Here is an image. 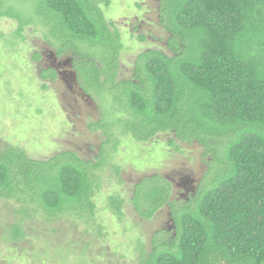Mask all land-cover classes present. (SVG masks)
Returning <instances> with one entry per match:
<instances>
[{
  "label": "trees",
  "instance_id": "obj_1",
  "mask_svg": "<svg viewBox=\"0 0 264 264\" xmlns=\"http://www.w3.org/2000/svg\"><path fill=\"white\" fill-rule=\"evenodd\" d=\"M10 1L31 3L33 16L6 7ZM111 3L0 0V17L19 23L17 36L42 24L85 95L110 99L120 114L111 127L141 143L171 134L172 146L205 149L208 175L186 200L173 201L171 183L158 175L135 185V212L150 220L168 207L173 227L153 239L142 264H264V0H160L170 54L145 51L130 79L120 78L122 38L104 14ZM41 77L58 74L49 69ZM101 169L102 161L73 152L33 160L0 140V199L20 205L22 216L5 230L10 241L25 239L35 217L92 223ZM109 206L123 217V200L110 197Z\"/></svg>",
  "mask_w": 264,
  "mask_h": 264
},
{
  "label": "rangeland",
  "instance_id": "obj_2",
  "mask_svg": "<svg viewBox=\"0 0 264 264\" xmlns=\"http://www.w3.org/2000/svg\"><path fill=\"white\" fill-rule=\"evenodd\" d=\"M5 6L33 16L31 3L10 1ZM104 14L121 34V79L132 78L145 51L170 54L160 0H112ZM18 28L16 20L0 17V140L33 160L73 152L85 161H102V169L96 173V215L90 224L74 218L45 223L35 217L27 221V237L12 242L5 230L22 217L16 212L21 206L0 199V264H142L153 250V239L173 227L168 207L150 220L135 212V185L158 175L171 183V199L184 201L208 175L210 158L197 143L170 145L171 134L141 143L117 124L111 127L120 114L115 117L109 98L85 95L69 59L57 60L47 29L34 21L17 36ZM49 69L57 72V80L42 79ZM106 125L113 134L110 140ZM110 197L124 201L121 219L111 210Z\"/></svg>",
  "mask_w": 264,
  "mask_h": 264
},
{
  "label": "flooded vegetation",
  "instance_id": "obj_3",
  "mask_svg": "<svg viewBox=\"0 0 264 264\" xmlns=\"http://www.w3.org/2000/svg\"><path fill=\"white\" fill-rule=\"evenodd\" d=\"M69 65L68 66H70V68H72V64H71V61L69 60ZM59 66H65V62H62V63H60V65ZM74 77H75V75H74ZM76 78V77H75ZM87 96V95H86ZM88 97V96H87ZM89 98V97H88Z\"/></svg>",
  "mask_w": 264,
  "mask_h": 264
}]
</instances>
